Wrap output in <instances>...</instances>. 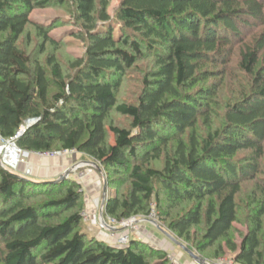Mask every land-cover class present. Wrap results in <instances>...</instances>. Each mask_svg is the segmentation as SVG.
I'll use <instances>...</instances> for the list:
<instances>
[{"label":"trees","instance_id":"16d2710c","mask_svg":"<svg viewBox=\"0 0 264 264\" xmlns=\"http://www.w3.org/2000/svg\"><path fill=\"white\" fill-rule=\"evenodd\" d=\"M52 2L67 1L0 0V136L13 138L24 127L16 143L26 152L76 151L109 174L126 175V195L123 180L111 181L115 191L105 201L104 220L154 212L156 181L169 199L160 220L178 238L201 254L217 246L215 258L225 254L223 242L233 264H264V187L257 185L246 234L239 243L232 235L237 197L243 184L258 181L264 159V71L258 70L264 0H121L117 37L107 0H71L80 22L72 35L87 44L67 78L54 55L40 60L46 45L58 43L50 35L54 27L31 18ZM29 27L42 41L36 55L20 43L29 42ZM147 56L154 69L142 80L137 103L119 102L126 73ZM234 58L251 86L226 105L222 124L214 129L217 81L197 86L223 79L225 70L212 69H225ZM112 112L131 119L130 128L107 125ZM200 124L208 128L201 140ZM241 152L250 154L236 160ZM162 158L163 171L151 167ZM79 189L76 179L39 183L0 167V264L165 262L163 251L138 239L120 249L81 232ZM180 203L192 206L174 218ZM201 225L195 243L191 231Z\"/></svg>","mask_w":264,"mask_h":264},{"label":"rangeland","instance_id":"374dc122","mask_svg":"<svg viewBox=\"0 0 264 264\" xmlns=\"http://www.w3.org/2000/svg\"><path fill=\"white\" fill-rule=\"evenodd\" d=\"M65 1L67 2L63 6L57 4L56 2H52V4L48 7L37 8L31 14V18L34 22L40 25H45L46 27H54L50 35L55 38L58 43L56 46L46 45V51L43 55L40 56V60L44 62L48 55H54L62 67L63 76L67 78L73 75L75 72V70L73 69V63L84 58L87 43L84 40L73 37V33H77L80 31V22L76 20L75 10L74 6L71 4V0ZM120 1L121 0H107V12L110 16L109 25L113 28L114 35L116 37L118 36L119 28L121 27V23L116 19V12L118 11ZM102 27L103 26L100 25L99 29H102ZM28 33L30 35L29 42L26 41V38H23L20 42L21 46L28 53L36 55V53L38 52V47L42 41L37 37L34 28L29 27ZM252 35L253 34L250 33V36ZM250 36L246 37V41H248V38ZM236 62L237 59L234 58L233 62L230 65L226 66L225 69L223 67L212 69L219 71L222 69L225 70L223 79L219 78L220 80H209L207 84H199L197 86L203 87L209 85V83H212L213 81H217L219 98L217 102L212 106L213 112L211 116V120L214 124V129H217L221 126L223 116L226 111V105L230 103L232 104L233 102L241 99L242 93H246L251 86V78L246 76L237 68ZM153 69L154 63L151 57L147 56L143 59H140L135 64V66L126 73L123 79V84L119 92L117 93V100L119 102L127 104H136L143 87L142 80ZM258 70L260 72L264 71V52H262L261 54L260 62L258 64ZM130 123L131 119L120 116L115 112H112L110 114V117L106 121L107 125L114 124L115 126L121 128H130ZM197 130L196 134L198 135V138L200 140L207 135L208 128L204 125L200 124ZM189 136L190 132L189 135L186 136L187 140L189 139ZM108 141L109 143H113V136L111 134L108 138ZM138 151L140 152V150ZM249 154L250 153L248 152H241L236 156L235 159H245ZM54 159H58V161H61L63 164H65L66 167L69 166V171L64 172V174L59 176V178L56 180L48 181L37 179V182L57 185L62 181H66L67 179H76V181H79L80 202L78 204V209L83 217L80 227L81 232L85 233L88 237L103 241L110 244L111 246H113L115 242L111 243L106 240L108 239L107 236L109 234L111 240L113 239V237L116 240V237L117 239H119V237L122 235L121 233L124 232L123 234H125L131 232V225L127 227L128 229H125L123 225L113 224V219L106 218L104 220L103 218L105 201L108 197H111L115 191L111 186V181L118 179L123 180L125 184L122 187L121 193L126 195L129 189L126 175L122 174L116 176L113 174H109L100 164L76 151L68 155H64L60 158ZM26 161H28V159ZM164 164V159L162 158L159 161L152 162L151 167L158 171H163ZM261 171V174L257 178L258 181L247 182L243 184L242 192L237 197L238 222L234 224V229L232 232L233 239L236 243L240 242L241 236L246 234L248 228L250 227L251 215L257 207L256 203L254 202L255 198H253L259 195L257 185L264 187V159L261 162ZM58 180L61 181L55 183V181ZM154 187L155 195L151 201V209L154 211V213H157V215L155 214V219L150 217L151 214H153V212H151V214L149 215L141 214L138 216H132L124 220L130 221V224L133 223V225L137 227V231L138 228L140 229V227H145L147 231H152V233H154L157 238L152 236V238L149 237L148 241H144L134 237L135 235H133V233L136 232H133L131 233V240L138 239L139 241L149 246L151 249L163 251V253L167 255V258L165 257V262H161V264H171V259H174L178 264H198L195 260L190 258L187 253H185L180 247L175 245L162 233V231H165L171 237H173L175 240L182 243L187 249H189L203 262V264H233L231 256L229 255V252L223 242L221 243V246L222 251L225 254L220 258H215L214 251L216 250L217 246L209 248L203 254H201L195 249L193 244L187 243L184 239L178 238L174 233H172L167 228V224L161 222L160 220L162 211L169 204V199L167 198L166 192L162 189L158 182L155 181ZM37 201L41 202V200ZM158 201H160V204H158ZM191 206L192 203H180L179 208H177L173 212V217L176 218L177 216L183 215ZM121 220L117 221L120 222ZM203 227L204 225H201L199 228L193 229L191 231V235L195 239V243L200 241V233L202 232ZM141 230H143V228H141ZM261 240L264 246L263 233ZM1 245L2 244H0V248L2 249ZM159 262L156 261V258H151L150 260V264H159Z\"/></svg>","mask_w":264,"mask_h":264},{"label":"built area","instance_id":"2783aa9c","mask_svg":"<svg viewBox=\"0 0 264 264\" xmlns=\"http://www.w3.org/2000/svg\"><path fill=\"white\" fill-rule=\"evenodd\" d=\"M31 123V121L29 122ZM28 123V125H29ZM24 128V127H22ZM21 128V129H22ZM25 131V128L23 131L21 130L17 135H15L13 138L10 139H4L0 136V167L7 171H16L17 168L25 163V161L30 156H35L40 159H54V158H60L64 155H68L72 153L73 151H67V150H60V151H49V152H26L19 148L17 146V139L18 137ZM151 218L155 219V213L151 214ZM86 220V219H85ZM130 221H126L122 219L120 222H118L116 219L112 220L113 224H120L123 225L125 229H128L127 227L130 226L131 232L130 233H121L122 235L117 239L115 244L113 245L115 248H126V246L129 244L131 240V233L137 231V227L129 223ZM101 223V220H100ZM114 236V235H113ZM171 264H178L175 262L174 259L170 260Z\"/></svg>","mask_w":264,"mask_h":264},{"label":"crops","instance_id":"0c3cea01","mask_svg":"<svg viewBox=\"0 0 264 264\" xmlns=\"http://www.w3.org/2000/svg\"><path fill=\"white\" fill-rule=\"evenodd\" d=\"M68 167L69 166L66 167L65 164H63L61 161H58V159H40L35 156H30L28 158V161H25V163L21 164L15 172L22 177L30 178L33 179L34 181H38V180L53 181L58 179L59 176L64 174V172L69 171ZM141 228H143V230H141ZM133 235H135L134 237L144 241H148L149 237L151 238L152 236L156 237V235L152 233V231H147L145 227H140V229L138 228V231H136V233H133ZM107 237L108 239L106 240L111 243L116 241L114 237L112 240L110 239V234Z\"/></svg>","mask_w":264,"mask_h":264},{"label":"water","instance_id":"95a60500","mask_svg":"<svg viewBox=\"0 0 264 264\" xmlns=\"http://www.w3.org/2000/svg\"><path fill=\"white\" fill-rule=\"evenodd\" d=\"M30 121H27V125ZM24 128H22L21 130L23 131ZM61 180L55 181V183L60 182ZM162 231V230H161ZM162 233L170 240L172 241L175 245H177L178 247H180L185 253H187L189 255L190 258H192L193 260H195L198 264H203V262L197 257L195 256L189 249H187L182 243L178 242L177 240H175L173 237H171L167 232L162 231Z\"/></svg>","mask_w":264,"mask_h":264}]
</instances>
